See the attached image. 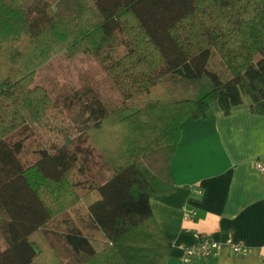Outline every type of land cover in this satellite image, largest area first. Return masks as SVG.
<instances>
[{
	"label": "trees",
	"instance_id": "16d2710c",
	"mask_svg": "<svg viewBox=\"0 0 264 264\" xmlns=\"http://www.w3.org/2000/svg\"><path fill=\"white\" fill-rule=\"evenodd\" d=\"M60 51L92 54L121 102L91 89L53 100L33 78ZM244 95L264 113V0H0V186L19 180L29 196L8 212L20 264L60 212L70 264H164L171 244L149 198L173 188L181 122ZM25 122L58 137L30 147L29 163L25 138L8 140Z\"/></svg>",
	"mask_w": 264,
	"mask_h": 264
},
{
	"label": "crops",
	"instance_id": "0c3cea01",
	"mask_svg": "<svg viewBox=\"0 0 264 264\" xmlns=\"http://www.w3.org/2000/svg\"><path fill=\"white\" fill-rule=\"evenodd\" d=\"M48 125L25 122L8 137L25 138L22 153L27 163L36 158L30 147L37 141L58 139ZM256 158L264 160V113L253 112L250 99L227 114L213 101L204 117L187 116L181 122L170 161L173 188L149 198L171 244L164 264H264V173L253 167ZM26 189L19 180L0 186V264L4 258L5 264L21 263L19 249L8 244L7 222L9 209H17L20 199L29 198ZM20 190L26 192L23 197ZM191 209L193 213L188 214ZM64 217L66 213L60 212L47 218L29 235L34 253L30 264H70L73 250L65 240ZM197 233H207L219 241L231 237L248 250L238 253L223 245L217 254L184 262L181 247L194 242Z\"/></svg>",
	"mask_w": 264,
	"mask_h": 264
},
{
	"label": "rangeland",
	"instance_id": "374dc122",
	"mask_svg": "<svg viewBox=\"0 0 264 264\" xmlns=\"http://www.w3.org/2000/svg\"><path fill=\"white\" fill-rule=\"evenodd\" d=\"M33 83L45 87L55 101L74 89L85 91L91 89L108 108L119 104L122 100V95L110 74L90 53L79 52L68 55L64 51L58 52L37 68ZM243 98L244 100L249 99L247 95ZM62 116L66 118L64 112ZM29 141L26 143L28 144ZM97 166L101 167L105 175L110 173L106 166L96 163ZM51 242L59 246L57 241L52 240ZM46 247L44 244L43 248L46 249Z\"/></svg>",
	"mask_w": 264,
	"mask_h": 264
},
{
	"label": "built area",
	"instance_id": "2783aa9c",
	"mask_svg": "<svg viewBox=\"0 0 264 264\" xmlns=\"http://www.w3.org/2000/svg\"><path fill=\"white\" fill-rule=\"evenodd\" d=\"M252 165L260 173H264V160L256 158L252 161ZM197 192H200V190L197 189ZM192 213L193 210H189L188 214ZM223 245H227L233 252L241 253L248 250L246 245L232 240L231 237H227L224 241H219L207 233H197L194 242L182 245L180 258L182 261L188 262L199 256L210 257L217 254Z\"/></svg>",
	"mask_w": 264,
	"mask_h": 264
}]
</instances>
